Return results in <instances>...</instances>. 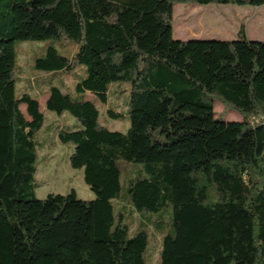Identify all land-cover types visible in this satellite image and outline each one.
Listing matches in <instances>:
<instances>
[{
    "label": "trees",
    "instance_id": "1",
    "mask_svg": "<svg viewBox=\"0 0 264 264\" xmlns=\"http://www.w3.org/2000/svg\"><path fill=\"white\" fill-rule=\"evenodd\" d=\"M177 4L264 0H0V264H145L147 232L129 236L115 213L120 163L143 175L129 181L123 210H170L159 264H264V42L242 28L236 40H174ZM54 40L77 51L48 47L37 70L86 68L74 96L51 87L45 109L78 122L56 135L71 145L69 165L83 170L91 201L74 191L34 197L44 116L16 93L15 43ZM117 83L129 85L127 135L101 125L94 105ZM215 102L242 121H223Z\"/></svg>",
    "mask_w": 264,
    "mask_h": 264
},
{
    "label": "rangeland",
    "instance_id": "2",
    "mask_svg": "<svg viewBox=\"0 0 264 264\" xmlns=\"http://www.w3.org/2000/svg\"><path fill=\"white\" fill-rule=\"evenodd\" d=\"M240 28L244 30L248 41L264 42V6L238 7L232 5L197 6L177 4L173 7V39L187 40H236ZM52 47L64 57H71L77 51V45L70 41L54 40L42 42L15 43V79L16 93H27L39 104L44 116L41 129L35 134L37 161L34 175V197L44 199L49 194L67 195L75 192L76 198L83 201L95 199L94 193L83 181V170H74L69 165L72 147L57 139L60 128L72 130L78 122L68 114L57 116L45 109L49 89L59 88L63 93L74 96L75 85L86 77V68L78 66L73 72L47 73L35 68V61L43 58L46 49ZM108 101L102 104L98 100L94 105L99 111V123L110 130L127 135L130 124L128 118L129 85L117 83L109 88ZM88 99H94L88 96ZM21 111L26 119L25 105ZM110 109L118 114L116 119L107 116ZM213 111L225 122H240L242 117L236 111H224L221 103L215 102ZM121 197L114 201L115 213L123 211L124 223L129 227V236L138 230L148 234V246L145 251V264H159L162 238L170 232L171 213L165 209L157 214H128L123 195L129 181L141 178L139 166L120 163ZM122 207L125 209L123 210Z\"/></svg>",
    "mask_w": 264,
    "mask_h": 264
}]
</instances>
